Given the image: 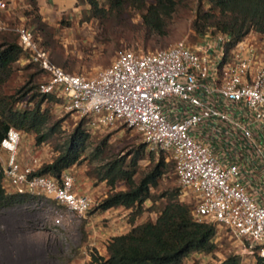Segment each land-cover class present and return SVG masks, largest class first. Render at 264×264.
<instances>
[{"label": "built area", "instance_id": "1", "mask_svg": "<svg viewBox=\"0 0 264 264\" xmlns=\"http://www.w3.org/2000/svg\"><path fill=\"white\" fill-rule=\"evenodd\" d=\"M0 8L6 3L0 0ZM14 30L23 63L44 73L38 92L65 112L86 120L88 131L124 124L149 150L168 152L196 222L215 225L257 264L264 257V37L249 33L225 55L230 36L215 30L193 43L180 40L153 51L127 49L93 74L69 73L54 64L24 24ZM21 132L9 127L0 141L6 193L29 194L54 206L52 230L85 214L95 202L74 189V175L37 174L31 156L18 160Z\"/></svg>", "mask_w": 264, "mask_h": 264}, {"label": "trees", "instance_id": "2", "mask_svg": "<svg viewBox=\"0 0 264 264\" xmlns=\"http://www.w3.org/2000/svg\"><path fill=\"white\" fill-rule=\"evenodd\" d=\"M23 15L28 28L40 46L45 49L51 61L67 66V61L56 56L57 39L49 24L42 20L37 0H25ZM196 1L197 9L192 21L193 29L200 35L207 30H215L230 36L225 44V55L231 48L249 33L264 37V0H83L88 9L83 11V20L91 22L96 19L101 24L109 19L123 15L132 17L137 12L141 18L140 28L144 31V40L152 36L166 34L167 20L175 12L178 4ZM207 4L205 9L202 2ZM132 27V24H130ZM37 32V35L35 33ZM198 35V36H199ZM23 55L17 43L14 30L0 31V141L9 127L32 133L36 144L51 137L52 128L44 131L46 114L41 110L45 98H54L46 94L35 102L31 108H15L33 86L24 88L15 96L5 94L3 88L11 77L14 64ZM53 58V60H52ZM54 63V62H53ZM32 64V63H28ZM55 64V63H54ZM41 72L42 70L36 65ZM57 65V64H56ZM59 66V65H58ZM61 67V66H60ZM61 67V68H62ZM63 69V68H62ZM72 73V72H69ZM25 87V86H24ZM35 93L32 94L33 99ZM89 131L86 120L82 118L69 135L63 147L52 161L42 164L37 174H50L59 178L69 167L79 163L88 147ZM144 146L136 148L130 160H114L103 164L99 179L105 180L111 191L100 201L95 210H107L123 207L131 209L129 223L131 228L122 234L110 237L105 245L106 255H100L95 248H89L87 264H183L192 252L211 253L216 248L214 242L215 225L196 222L190 206L180 202L177 194L153 196L151 188L158 185L167 164L164 156L142 173L136 180L138 161L143 158ZM93 155H98L95 151ZM2 166L0 162V208L22 204L34 198L29 194L6 193L2 186ZM122 181L124 190H112L116 182ZM165 197L155 221L134 224L135 217L142 213L143 203ZM218 264H242L239 256L229 255ZM257 264H264V257H257Z\"/></svg>", "mask_w": 264, "mask_h": 264}, {"label": "rangeland", "instance_id": "3", "mask_svg": "<svg viewBox=\"0 0 264 264\" xmlns=\"http://www.w3.org/2000/svg\"><path fill=\"white\" fill-rule=\"evenodd\" d=\"M202 5L205 9L208 7L204 1ZM196 9V1H184L178 4L175 12L167 20L166 34L163 36H152L148 41L144 40V31L140 28L141 18L137 12H134L131 18L123 15L116 20L109 19L104 24L94 19L91 21L92 36H88V39L85 38L84 43L75 45L69 42L63 46V43H60L59 39H57L58 44L55 55L61 56L62 60L67 61V66L64 68L58 62H53L67 72L93 74L99 68L109 65L119 52L127 49L153 51L170 47L180 40L193 43L199 37V34L192 27ZM2 11L0 9V18H4ZM130 24H132V27ZM24 25L28 26L27 22ZM35 34L37 35V32ZM13 69L14 71L3 88V92L18 96L23 92L24 88L33 86L15 104V108L18 109L31 108L41 97V94L38 92V85L44 80V73L36 66L28 63L16 62ZM34 93L36 94L35 97L30 99ZM41 110L45 112L47 118L43 130L47 131L52 128L51 137L46 141L36 144L34 134L20 131L19 149L22 150L30 144L31 147H28L31 149V153L25 158L29 159L33 155L44 164L52 161L58 154V151L63 147L69 135L82 118L73 112L62 110L56 98H45L41 104ZM25 140L31 141V143H27ZM140 145L144 146V153L143 158L138 161L135 179L137 180L162 155L165 158L167 168L158 181V185L151 188V194L153 196H159L162 193L167 196L177 194L178 200L183 202L180 199L181 189L174 174V164L170 154L162 150H149L138 133L124 124H117L111 128L89 131L88 147L84 152L82 160L67 169L72 174H75L78 182L83 187V182H89L93 187L101 185L100 191L96 195H93L96 203L91 205L85 217L72 218L64 222L62 227L57 231H54L52 230L51 221L49 224L47 222L49 221L48 217L52 218L53 216L52 208L54 206L49 201L41 203L35 200V198L32 202L27 201L14 205L27 208L30 211H37L36 230L42 231L45 229L46 235L51 238L52 247H56L57 249L52 254L55 257L56 264H76L77 248L83 244L86 249L88 248L86 245L89 236L87 222L90 221V217H95L94 215L97 212H101V210H95V208L103 199L102 196L104 194L107 195L111 191L107 182L98 177L102 171L103 164L120 159L127 163L133 155L134 150ZM95 151L98 155H93ZM0 157L6 160L7 153L0 150ZM124 189L125 186L122 181L116 182L112 188L114 191ZM165 201V197L158 198L155 203L150 199L145 201L143 203L144 210L135 217L134 224H140L148 220L155 221L159 209ZM130 212L131 209L122 208L116 210L115 214H125L123 219L126 223L129 222ZM98 222L103 227H106V219L102 218ZM229 255H237L240 261L244 262L251 259L250 255L241 251L237 241L230 236V233L222 230L221 239H218L213 252H192L183 261V264H218Z\"/></svg>", "mask_w": 264, "mask_h": 264}, {"label": "crops", "instance_id": "4", "mask_svg": "<svg viewBox=\"0 0 264 264\" xmlns=\"http://www.w3.org/2000/svg\"><path fill=\"white\" fill-rule=\"evenodd\" d=\"M1 1L6 3V8H0L4 15V18H0V23L14 27L16 24H24L27 21L23 15V10L26 7L25 0ZM37 3L42 20L49 24L55 38L59 39L63 46L69 42L75 45L84 43V39H88V36L93 33L92 22L82 18L83 11L89 8L83 0H37ZM19 62L23 63L22 57L17 61V63ZM25 142L29 141L25 140ZM28 146L31 147L28 144L22 150L18 146V160L21 163L25 162L27 160L25 157L31 153ZM73 175L75 190L90 193L92 196L100 191V184L93 187L89 182H83V187L75 174ZM105 196L106 194L102 198ZM31 199L27 201L32 202L35 198ZM122 208H110L97 212L95 217H90V221L87 222L89 236L86 245L88 248L86 249L84 244L77 248L76 264L89 262L88 250L91 247L95 248L100 255L105 256L107 240L114 235L125 233L131 228L132 225L129 222L125 223L123 219L125 214H115L116 210ZM37 216V211H30L20 206L0 208V264H56L52 254L57 249L52 247L51 238L46 235L45 229L36 230ZM48 218L49 224L51 218ZM102 218L107 220L106 227L98 222Z\"/></svg>", "mask_w": 264, "mask_h": 264}]
</instances>
